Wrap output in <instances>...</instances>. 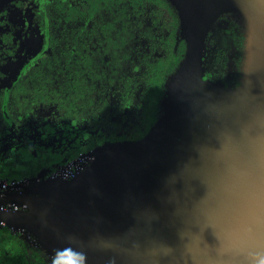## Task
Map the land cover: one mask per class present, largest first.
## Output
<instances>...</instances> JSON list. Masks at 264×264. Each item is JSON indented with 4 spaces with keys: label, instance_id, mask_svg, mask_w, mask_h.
<instances>
[{
    "label": "water",
    "instance_id": "1",
    "mask_svg": "<svg viewBox=\"0 0 264 264\" xmlns=\"http://www.w3.org/2000/svg\"><path fill=\"white\" fill-rule=\"evenodd\" d=\"M172 1L191 33L152 130L0 196L63 264H264V0L219 11L248 27L237 89L204 78L209 0Z\"/></svg>",
    "mask_w": 264,
    "mask_h": 264
},
{
    "label": "flooded vegetation",
    "instance_id": "2",
    "mask_svg": "<svg viewBox=\"0 0 264 264\" xmlns=\"http://www.w3.org/2000/svg\"><path fill=\"white\" fill-rule=\"evenodd\" d=\"M179 2L191 5L188 15H197L200 0ZM231 2L239 0H209L205 11L206 21L219 16L206 39L204 78L237 89L242 69L228 84L216 79L222 67H227L226 48L220 46L229 37L222 29L220 41L216 38L217 24L229 19L233 22L226 28L235 27L232 15L238 14L219 11ZM100 4L94 11V0H0V126L5 125L0 127V196L16 192L13 186L20 189L27 183L20 181L26 179L70 178L87 166L86 155L94 148L105 142L119 143L120 139L109 138L108 131L115 127L106 124L105 117L117 119L123 129L131 128L132 121L145 131L144 120L137 118L141 111L137 101L142 80L149 73L146 66L154 65L155 70L159 61H165L166 67L179 62L178 51L181 59L186 56L191 29L186 21L182 27L172 0H151L149 11L133 14L105 11V0ZM110 21L118 28L110 29ZM146 25L152 38L142 45ZM131 26L127 43L116 44L110 38L125 34ZM229 43L238 50L236 40ZM17 61L21 64L12 73ZM239 63L242 67V59ZM107 94L112 99L109 106L103 100V95L108 100ZM130 96L134 98L131 103L121 101ZM7 210L13 211V205L3 206L0 215V264H63L39 246L22 220L9 217Z\"/></svg>",
    "mask_w": 264,
    "mask_h": 264
},
{
    "label": "trees",
    "instance_id": "3",
    "mask_svg": "<svg viewBox=\"0 0 264 264\" xmlns=\"http://www.w3.org/2000/svg\"><path fill=\"white\" fill-rule=\"evenodd\" d=\"M100 3H101V0H94V5H93V10L94 11L99 10V7L101 6ZM150 7H151V0H105V11H108V10H112V11H127V12H130V13L133 14L134 12H138V11L141 12V13H144V11H149L150 10ZM174 11H175V9H174ZM114 27H117V26L114 25V22L110 21L109 28L110 29H113ZM132 28H133V26H131L130 28H128L126 30V33L123 34V35L122 34L110 35V38L112 40H114V42L116 44L127 43L128 42V39L132 35L130 33V30ZM151 35H152V33L150 31V27H149V25H146L145 30L142 31V36L145 38L144 39V42L142 43V45H145L146 43H148V44L150 43L151 38H152ZM124 39H126L125 42H124ZM134 42H135L134 40L129 41V43H134ZM181 57L182 56H181L180 52L178 51V60H179V62L178 61H176V62L175 61L170 62V63H168V65L166 67V64H165L166 62L165 61H163V62L159 61V65H158V67L155 70H154V65H148V66H146V68H147V70H148L149 73L146 74L145 77L142 80L141 89H140L141 94H139L138 101H137V103H140L141 104V111L137 115V118L140 119L142 117V119L144 120L142 123L144 125H147L146 126V130L144 131V129L142 128V125L141 124L134 125L135 122H132V121L129 122L130 125H131V128H125V129H123V128H121V126L118 127L119 125H121V122H119L117 119L114 120V119H108V118L105 117V123L108 124V125L110 124L111 126H114L115 127V130H112L111 129V131H108V134L110 136L109 137L110 139H120L119 142H121L122 140L123 141H138V140L144 138L152 130V128L158 123V121L160 120V118L162 117V115H163V113L165 111L164 104H165V99L167 98V95H168V92H169V84L173 80V77H174L175 73L177 72V70L179 69L181 63L183 62V60L185 58V57H183L181 59ZM142 64H144V63H142ZM48 70H49V68H48ZM154 72H156V73L154 74ZM33 76H35V75H33ZM111 79H113V78H111ZM51 81H53V77H51ZM93 81H95V80H93ZM17 82H19V84H20V80L17 81ZM97 83H98V81H97ZM19 84H18V86H19ZM65 86H67V90L70 89V85H65ZM33 87H35V86H33ZM107 87H108V85L105 83V89ZM105 93H106V90H105ZM107 95H108L107 96V99L108 100H106L105 96L103 95V97H104L103 100L105 102V106L106 105L109 106L110 105V100H112L110 98V94H107ZM101 97H102V95H101ZM133 100H134V98H132V97L130 99H127V97H125L123 99L121 97V101L123 103H126V104L131 103ZM97 102H98L97 100H95V99L93 100V103L96 104ZM89 114H90L89 116L91 117V112ZM3 126H5V125H3ZM3 126H0V127L3 128ZM108 143H112V142H105V144H108ZM102 145H100L99 147L94 148V149L96 150V149L102 147ZM14 174H15V172H14ZM55 176L56 175H54V177ZM22 178H23V176L21 177V179ZM33 179L35 180V178H31V179H26V180H23V181H20V182H31V181H33ZM13 187L16 190L18 189V188H16V186H13ZM14 188L13 189H10V190H6V191H13V190H15ZM22 188L23 187H20V189H18V190H22ZM0 215H1V213H0ZM14 225L16 226V228L17 227L18 228L20 227L17 224H14ZM23 228L26 229L27 227L26 226H23ZM38 245L41 246L40 244H38ZM45 257H47V256H45ZM54 258H56V257L54 256ZM51 259L53 260V258H51Z\"/></svg>",
    "mask_w": 264,
    "mask_h": 264
},
{
    "label": "rangeland",
    "instance_id": "4",
    "mask_svg": "<svg viewBox=\"0 0 264 264\" xmlns=\"http://www.w3.org/2000/svg\"><path fill=\"white\" fill-rule=\"evenodd\" d=\"M16 16L17 15H11V18L13 20H15V19H17ZM230 22H233V21H230L229 19H222L220 22L221 23L220 26H219V24H217V27H216V28L220 29V30H216V32H217L216 38H218L219 41H220L221 35H223L222 29L227 30L228 31L227 33L229 35V37L226 36L225 41H224V38L222 39V43L220 46V47L226 48L225 49L226 51L224 50L225 55L223 57L227 61V67L226 68L222 67L221 74H219V77L216 78L218 81H222L223 84H228L229 82H231L232 81L231 76L239 75V69H242V67H240L241 63H239V60L242 59L243 63H245L246 57H247L246 53H247V49L249 46V40H247V37L244 38L243 45L240 44L241 39L244 36V30H245V36H247L246 29L248 27L245 26V28H244L242 23H241V25H239L238 23H235L236 24L235 27L233 26L232 28H226V27H231L232 23H230ZM239 32H242L243 36L238 35L237 33H239ZM248 34H249V29H248ZM232 39L236 40V43L238 44V46H237L238 50H236L232 45H230L229 41ZM224 48H222V49H224ZM20 64L21 63L19 61L14 63L12 73L16 72V70L18 69Z\"/></svg>",
    "mask_w": 264,
    "mask_h": 264
}]
</instances>
